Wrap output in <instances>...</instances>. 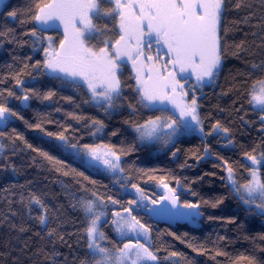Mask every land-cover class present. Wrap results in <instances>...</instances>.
Instances as JSON below:
<instances>
[{
  "label": "snow or ice",
  "instance_id": "snow-or-ice-1",
  "mask_svg": "<svg viewBox=\"0 0 264 264\" xmlns=\"http://www.w3.org/2000/svg\"><path fill=\"white\" fill-rule=\"evenodd\" d=\"M5 50L0 264H197L175 241L214 264H264V231L236 253L226 235L209 245L176 230L205 218L264 226V0H0ZM182 151L179 169L191 157L212 171L133 159L176 163ZM204 176L223 191L202 196ZM226 200L236 214L206 216Z\"/></svg>",
  "mask_w": 264,
  "mask_h": 264
},
{
  "label": "trees",
  "instance_id": "trees-1",
  "mask_svg": "<svg viewBox=\"0 0 264 264\" xmlns=\"http://www.w3.org/2000/svg\"><path fill=\"white\" fill-rule=\"evenodd\" d=\"M10 4L13 6H21L24 3V0H9ZM9 57L7 56V52L0 51V64H3L5 61H7ZM221 80L223 81V76L221 77ZM219 89L217 88V91ZM212 89L206 88L205 92L210 93ZM212 102L215 103V98L212 97ZM33 106H35L38 102L33 101ZM226 103V101L224 102ZM61 104H63V101H61ZM70 110V109H69ZM27 116L30 118L32 116V113H27ZM119 120V117H117V121ZM116 121H113L115 123ZM18 127H20L22 130L25 131L28 138L31 140L34 136V133H32L30 130L23 129V125L19 124L17 122ZM199 144V140H193L191 144H184L181 147L182 148H194L195 145ZM214 147H219L218 145L214 144ZM136 157H140L139 162H143L145 164H148L150 166L160 167V168H166L171 169L175 173L181 175V176H188L189 178L193 176H201L203 173L212 171V160L209 159L206 162L198 163L196 160L192 159L191 157L188 158V163L191 165H195V167L188 168V169H179L177 167V163H181L184 160V153L181 152L180 160L176 163L170 162L169 158L167 156H155V155H148L144 152L136 153L133 156V159ZM19 163V161H17ZM218 171V170H217ZM48 175V179H45V176ZM28 179H35L40 182L41 185L48 184L49 188H53L55 191H59L58 185H53L50 183L52 179V174H47L45 172H41L37 169H28ZM97 179H101L102 183H108V180L103 177H97ZM22 182V179H21ZM4 181L0 180V186H3ZM196 190L200 192L202 196L205 198L213 197L217 195L218 193L223 191L222 185L219 182L218 177H211V176H204L202 179V182L197 183ZM236 207L234 202L230 200H226L225 203L216 210H208L207 214H214V215H221V216H228V215H234L236 214ZM66 212V218L69 221L68 224V231L72 230V225L74 222V216L75 213L72 211L71 208L65 209ZM239 216L241 220L244 219V214L241 212L239 213ZM159 227L164 228L166 225L161 223ZM176 230L179 232H188L189 238H197L199 242H203L207 240L209 242V245L211 244V241L215 240L217 235H226L230 238H232V242L225 241L223 242V246L227 247V250L230 252H241L244 250H248L249 252H252V249L250 245L244 241L243 236L244 234L251 233L255 235L256 233H259L261 231H264V226H262L259 219H255L253 221H247L244 225L243 229H238L236 225L233 226H225L221 224L219 221H209L206 218L201 221L199 225H188V224H181L176 226ZM171 238H169L170 240ZM175 246L187 252L190 257L195 258L197 260V264H214L213 261L209 259L208 256H198L197 253L192 252L191 249L186 248L184 245H181L178 241L173 242ZM260 255L259 253H257ZM262 258H264V255H262ZM220 260H223L224 258H219Z\"/></svg>",
  "mask_w": 264,
  "mask_h": 264
}]
</instances>
